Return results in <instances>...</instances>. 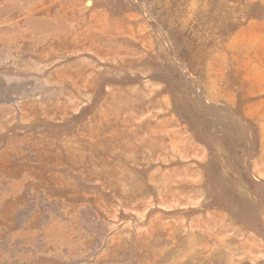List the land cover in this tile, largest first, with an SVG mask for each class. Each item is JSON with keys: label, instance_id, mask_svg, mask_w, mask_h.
Returning <instances> with one entry per match:
<instances>
[{"label": "rangeland", "instance_id": "1", "mask_svg": "<svg viewBox=\"0 0 264 264\" xmlns=\"http://www.w3.org/2000/svg\"><path fill=\"white\" fill-rule=\"evenodd\" d=\"M0 264H264V0H0Z\"/></svg>", "mask_w": 264, "mask_h": 264}]
</instances>
